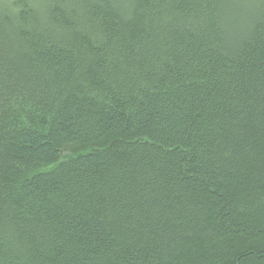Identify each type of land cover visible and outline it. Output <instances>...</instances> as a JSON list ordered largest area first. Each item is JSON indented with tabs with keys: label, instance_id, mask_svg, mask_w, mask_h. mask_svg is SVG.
Returning a JSON list of instances; mask_svg holds the SVG:
<instances>
[{
	"label": "trees",
	"instance_id": "trees-1",
	"mask_svg": "<svg viewBox=\"0 0 264 264\" xmlns=\"http://www.w3.org/2000/svg\"><path fill=\"white\" fill-rule=\"evenodd\" d=\"M0 264H264V0H0Z\"/></svg>",
	"mask_w": 264,
	"mask_h": 264
}]
</instances>
